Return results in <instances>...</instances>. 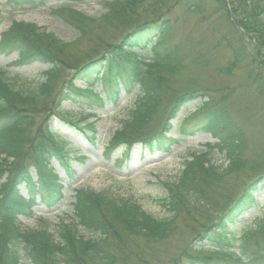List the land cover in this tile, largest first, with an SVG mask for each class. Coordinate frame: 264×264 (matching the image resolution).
<instances>
[{
	"label": "trees",
	"instance_id": "trees-1",
	"mask_svg": "<svg viewBox=\"0 0 264 264\" xmlns=\"http://www.w3.org/2000/svg\"><path fill=\"white\" fill-rule=\"evenodd\" d=\"M24 3L28 0H6L10 6ZM51 13L77 32L75 41L64 43L35 24L18 21L0 36V55L15 53V65L48 66L43 80L26 90L0 68V264H121L136 259L145 264H264V205L251 226L232 229L259 205L264 150L251 146L254 126L247 129L232 114L236 101L228 103L231 94L217 100L216 87L202 80L204 69L213 70L215 78L243 70L247 95L256 93L264 101V0H114L98 18L70 6ZM188 15L225 25L208 37V59L200 39L190 47L172 39L174 26L185 23ZM221 48L228 58L217 66ZM197 71L201 78L192 73ZM134 90L136 99L106 153L124 145L121 159H126L135 144L167 152L179 144L168 136L171 121L193 102L195 112L184 120L191 130L182 128L181 133H206L215 140L190 153L179 175L163 183L166 195L157 203L166 216L154 218L135 200L116 201L107 191L78 188L73 190L72 225H60L54 235L40 218L37 228L24 229L18 218L32 216L36 195L49 208L64 199L51 161L66 175L73 174L69 143L62 141L51 118H68L63 104L94 112L107 103L115 106L122 92ZM250 107L252 121L264 118L261 106ZM71 124L80 129L77 121ZM218 154L226 165L215 163ZM77 227L90 236L79 234ZM190 232L189 243L180 241L181 233ZM158 253L163 262L153 258Z\"/></svg>",
	"mask_w": 264,
	"mask_h": 264
},
{
	"label": "rangeland",
	"instance_id": "rangeland-1",
	"mask_svg": "<svg viewBox=\"0 0 264 264\" xmlns=\"http://www.w3.org/2000/svg\"><path fill=\"white\" fill-rule=\"evenodd\" d=\"M114 0H75L73 2H65L64 0H49L43 4H39L38 0H30L29 3H24L16 6L5 4L6 0H0V35L7 31L12 21L32 23L37 25L43 31L52 34L58 40L64 43H71L78 37L77 32L61 19L53 16L52 10L69 5L74 10L92 18H98L107 11L108 3ZM225 25L212 20L205 22L199 16L188 15L185 23L179 22L173 28L172 39L180 45L190 47L193 43L200 39L203 41L202 50L209 57V45L211 40L209 36H213V30L221 29ZM222 31L220 30V33ZM199 41V42H200ZM82 46L78 47L80 50ZM75 49V48H74ZM228 58V53L225 48L219 50V54L215 59L217 66L223 65ZM16 61V54L9 56L0 55V68L6 72L7 77L12 81L15 79L20 89H28L36 83L43 80L42 72L47 69V66L39 63H34L28 66L13 65ZM199 74V72H192ZM196 78H201L197 75ZM202 80L204 83H211L216 87V99L219 100L223 96L231 94L228 103H233L230 106L231 112L245 124L247 129L254 126L251 134V146L260 147L264 150V118H258L255 121L251 120L250 111L247 107L253 105L261 106L264 110V101L259 99V95L248 94L247 89L241 85L245 80V72L241 70L229 77L220 74L215 78L213 70H202ZM77 86H81L77 83ZM96 91L100 90V85L97 83L94 87ZM132 91L127 94L122 92L115 106L107 103L104 108L97 109L93 113L85 107L78 108L71 104H63L62 107L67 111L68 118L52 117L50 122L55 126L56 132L60 133L63 142L67 141L71 167L73 170L72 176H68L63 172V169L55 161H51V166L56 170L63 185V201L53 208L47 207L40 201L39 196L36 197L37 204L33 208L31 217L20 216L19 223L24 229H35L39 226L38 219L42 222L54 235L60 225L73 224V190L78 188L89 189L94 192L101 193L107 191L109 195L114 197L116 201L124 199L135 200L141 208L154 218L160 219L166 216L165 212L158 205L157 200L164 198L166 191L163 183L173 181L182 170L184 160L189 157L192 152L200 151L205 144L214 143V139L206 133H195L192 136L181 133L182 128L191 130V126L185 125L184 120L189 114H193L196 109L195 102L187 104L178 113L175 120L171 121L172 130L168 134L169 137L179 141V144L174 145L167 152L159 150L158 147H152L146 150L136 146L128 159L121 162V146L112 151L111 154H106V147L116 131L120 129L121 123L128 117L129 108L133 105L137 91ZM264 92V88L262 89ZM240 93V96L238 94ZM238 98V100H236ZM251 103V104H249ZM261 107L260 110H261ZM251 108V107H250ZM91 113V114H90ZM242 113V114H241ZM240 115V117H239ZM47 116H42L38 119L39 123ZM77 121L80 129L71 124ZM162 121V120H161ZM253 122V125L252 123ZM155 124L156 128L160 127ZM94 129V130H91ZM214 161L217 165H226L225 159L221 155H215ZM33 180L36 181V171L31 168ZM20 191L23 196H26V191L23 186H20ZM258 199V207L252 209L244 216L235 221L232 226L234 230H241L244 226H251L254 220L262 215V206L264 205V182H262L256 193ZM179 225V224H178ZM227 228H230L228 225ZM77 232L84 237H89L90 234L81 228L77 227ZM192 232L181 233L183 243H189L192 237ZM175 244V241L173 240ZM182 243V244H183ZM171 251L167 252L166 259L171 255ZM179 256V253H175ZM154 257H160L159 253ZM185 259L182 258L181 261ZM162 261V258H158ZM27 263V262H26ZM25 263V264H26ZM121 264H145L141 260H132L122 262ZM151 264L154 262L151 261Z\"/></svg>",
	"mask_w": 264,
	"mask_h": 264
}]
</instances>
